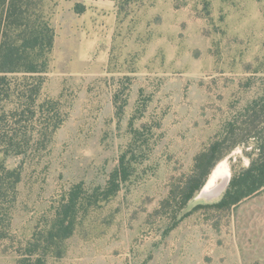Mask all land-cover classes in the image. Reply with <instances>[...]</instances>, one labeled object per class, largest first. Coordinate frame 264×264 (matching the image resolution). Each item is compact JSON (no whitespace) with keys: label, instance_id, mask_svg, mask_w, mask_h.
<instances>
[{"label":"rangeland","instance_id":"rangeland-1","mask_svg":"<svg viewBox=\"0 0 264 264\" xmlns=\"http://www.w3.org/2000/svg\"><path fill=\"white\" fill-rule=\"evenodd\" d=\"M55 1L48 71L10 74L0 103V264H264V189L195 209L222 198L258 137L210 169L202 189L228 168L219 196L201 189L179 208L230 121L264 128L245 123L264 103V0H133L116 5L114 30L55 17ZM74 200L73 225L52 239Z\"/></svg>","mask_w":264,"mask_h":264},{"label":"trees","instance_id":"trees-1","mask_svg":"<svg viewBox=\"0 0 264 264\" xmlns=\"http://www.w3.org/2000/svg\"><path fill=\"white\" fill-rule=\"evenodd\" d=\"M119 10L133 0H115ZM46 0H0V103L11 96L10 74L24 73L43 75L49 69V55L55 43V29L52 26L45 10ZM86 7L82 3L75 5L77 13H83ZM38 91V88L36 89ZM246 115L252 118L245 123L254 125L256 118L264 121V103L255 102L246 109ZM13 114H18L15 111ZM7 110L0 106V122L8 119ZM239 120L230 121L224 128L222 140L215 142L209 151L198 156V166L205 168L203 179H191L183 190L179 199V208L183 209L198 193L205 182V178L218 161L225 157L232 149L239 145H246L252 137L261 141L253 147L251 162L248 167L236 170L222 198L213 204H199L195 209L203 206L228 209L237 205L243 199L261 192L264 189V128L237 127ZM255 129V130H253ZM255 131V132H254ZM2 134L1 137L5 138ZM232 143L228 149L222 146L226 140ZM221 149V151H220ZM220 151L219 156L214 155ZM7 180V179H6ZM0 180V238L4 236V206L3 200L8 196V185ZM14 187V185L12 184ZM11 186V187H12ZM66 208L64 216H59L54 223L52 239L61 238L59 230L66 227V222L73 225L75 202ZM168 202V200L166 201Z\"/></svg>","mask_w":264,"mask_h":264},{"label":"crops","instance_id":"crops-1","mask_svg":"<svg viewBox=\"0 0 264 264\" xmlns=\"http://www.w3.org/2000/svg\"><path fill=\"white\" fill-rule=\"evenodd\" d=\"M82 3L86 9L77 13L75 5ZM54 16L62 19H74L83 23L84 29L97 20L103 26L114 30L117 17L116 2L114 0H56Z\"/></svg>","mask_w":264,"mask_h":264},{"label":"bare ground","instance_id":"bare-ground-1","mask_svg":"<svg viewBox=\"0 0 264 264\" xmlns=\"http://www.w3.org/2000/svg\"><path fill=\"white\" fill-rule=\"evenodd\" d=\"M228 171V168L226 166H224L223 164H220L216 170L215 173L213 175V177L209 180V182L206 184V187H204L203 192L205 194H207L208 192H210L213 188L218 187L220 189V192L223 191L224 187L226 186L227 182H228V177L225 175V173ZM223 175L224 176V181L222 183L217 184L216 183V179L218 176ZM204 194V195H205ZM201 197H205L206 196H201Z\"/></svg>","mask_w":264,"mask_h":264},{"label":"water","instance_id":"water-1","mask_svg":"<svg viewBox=\"0 0 264 264\" xmlns=\"http://www.w3.org/2000/svg\"><path fill=\"white\" fill-rule=\"evenodd\" d=\"M229 181V180H228ZM228 183V182H227ZM227 185V184H226ZM226 187V186H225ZM224 187V188H225ZM224 190V189H223ZM220 189L218 188V187H216V188H213L210 192H208L207 194H205L204 192H203V189H202V191H201V193H200V196H206L207 198H214V197H217V196H219L220 195ZM205 194V195H204Z\"/></svg>","mask_w":264,"mask_h":264}]
</instances>
